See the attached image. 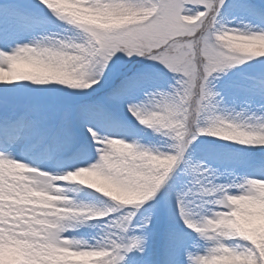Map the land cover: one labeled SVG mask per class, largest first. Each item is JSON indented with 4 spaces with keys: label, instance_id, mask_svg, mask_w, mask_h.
<instances>
[{
    "label": "snow or ice",
    "instance_id": "1",
    "mask_svg": "<svg viewBox=\"0 0 264 264\" xmlns=\"http://www.w3.org/2000/svg\"><path fill=\"white\" fill-rule=\"evenodd\" d=\"M0 264H264V0H0Z\"/></svg>",
    "mask_w": 264,
    "mask_h": 264
}]
</instances>
